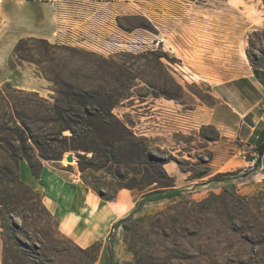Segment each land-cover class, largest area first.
I'll return each instance as SVG.
<instances>
[{
  "label": "rangeland",
  "instance_id": "rangeland-1",
  "mask_svg": "<svg viewBox=\"0 0 264 264\" xmlns=\"http://www.w3.org/2000/svg\"><path fill=\"white\" fill-rule=\"evenodd\" d=\"M1 2L0 92L3 97L15 98V112L21 113L25 99L22 93L35 92L52 102L53 90L63 88L60 83L55 86L50 81L54 78L53 72L58 74V79L75 87L93 91L102 88L113 93L110 102L117 103L113 114L133 122L137 136L146 138L153 149L159 148L162 153L158 155L171 158L164 169L177 179L176 203L157 200L173 195L174 191L147 199L130 192L132 199L128 206L115 208L118 213L126 214L107 229H95L93 237L98 239L92 244L97 243L99 250L95 264H264L261 157L238 141L208 145L207 139L217 140L215 131L206 127L197 132L188 126L186 117L198 99L212 103L207 93L210 84L240 75L246 67L252 66V62L264 67V28L246 31L244 22L245 15L252 16L253 21L259 19L258 10H264L262 0H124L125 13L118 18V26L125 32L123 42L116 45L109 41L97 48L67 46L59 50L46 48L36 41L37 38H20L19 0H9L7 4L14 14L12 22L6 20L5 1ZM187 5L208 8L205 13V43L208 44L204 46H184ZM231 5L235 7L229 9ZM21 39L27 41L22 47L26 61L14 55V48ZM197 47L204 48L202 52L206 55L209 50L214 51L211 59L201 61L197 54L184 57V48ZM206 68H215L219 73L215 77L207 76ZM186 75H192L195 82L185 81ZM10 108L0 103V116L5 115L2 125L11 129L14 124L9 119ZM6 135L13 133L0 131V138ZM68 154L73 156L71 163L65 159ZM234 155L231 162L223 163ZM42 164L49 173L59 175L73 186L86 187L96 198L98 196L84 184L83 178L92 183L101 177L100 183L105 189L112 182L110 177L91 170L82 175L73 153L64 154L61 161ZM206 168L212 176L187 181L192 173ZM24 170L34 177L24 162L13 172L5 153L0 150V199L7 195L33 198L27 191L30 187L24 179ZM220 174H224L223 181H212ZM30 190L40 197L38 192ZM100 202L104 204L105 201ZM176 204L179 206L168 209ZM34 214L33 218H40V227L48 225L54 230L37 206ZM146 215L154 216L150 223L153 229L148 222H140L132 234L118 226L132 217L125 226L133 229L137 225L135 220ZM30 216L29 211L19 207L13 222L19 227L23 226L21 219L26 220L25 228L32 243L38 229L32 225ZM157 220L162 224H157ZM1 227L0 221V264L7 239ZM83 232L73 235L80 240L81 248H86L89 237L82 235ZM18 238L28 242L21 232ZM130 250L135 251L136 257Z\"/></svg>",
  "mask_w": 264,
  "mask_h": 264
},
{
  "label": "trees",
  "instance_id": "trees-1",
  "mask_svg": "<svg viewBox=\"0 0 264 264\" xmlns=\"http://www.w3.org/2000/svg\"><path fill=\"white\" fill-rule=\"evenodd\" d=\"M262 3L264 5V0ZM36 41L52 50L67 48L65 45L49 44L43 39ZM26 42L21 39L14 48V55L22 61H26V57L22 56V47ZM44 53L49 57L47 51ZM246 55L251 59L248 53ZM50 61L53 62V57ZM252 67L259 66L252 62ZM52 75L54 78L50 81L55 86L60 83L63 87L53 90L52 102L39 97L35 92L22 93L25 99L21 113L15 112V98L3 97L0 92V103L11 107L9 119L11 118L14 124V128H7L6 124L2 125L5 115L0 116V131L13 133L12 136L0 138V150L5 153L7 164L13 172H17L20 162H24L32 175L38 177L43 162H58L64 154L73 153L82 175L91 170L111 178L112 182L106 189L101 186V177L92 183L83 178L84 184L102 201H114L118 191L124 189L135 192L142 199L174 191L173 195L157 200L167 199L176 203L179 192H176L174 179L164 169L171 158L158 155L157 153H162L159 148L153 149L146 138L137 136L133 122L121 120L113 114L117 103H111L110 100L114 94L107 93L102 88L93 91L75 87L58 79V74L52 72ZM64 132L69 134L64 135ZM255 151L261 157L264 142L256 147ZM178 165L181 167V163ZM208 175L209 170L206 168L200 173H192L189 180H201ZM222 177L224 174L217 175L212 181H223ZM27 191L33 198L19 199L7 195L0 199L1 228L7 238L3 244L2 264H95L99 257L97 243L81 248L61 235L57 223L42 204L38 194L28 187ZM36 206L44 212L54 230H50L48 225L40 227V218L32 217V214L35 215ZM177 206L179 204L168 209ZM19 207L31 213L29 219L34 228L38 229L32 243L25 228L26 220L21 219L23 226L19 227L13 222ZM152 218L154 216L146 215L136 219L137 225L133 229L125 226L132 217L121 221L118 226H121L125 233L132 231V234H135L140 222H148L149 228L153 229L154 225L150 224ZM156 223L162 224L159 220ZM19 232L24 234L28 242L18 238ZM130 251L136 257L135 251ZM110 255L111 253L109 257Z\"/></svg>",
  "mask_w": 264,
  "mask_h": 264
},
{
  "label": "crops",
  "instance_id": "crops-1",
  "mask_svg": "<svg viewBox=\"0 0 264 264\" xmlns=\"http://www.w3.org/2000/svg\"><path fill=\"white\" fill-rule=\"evenodd\" d=\"M1 1H5L3 3L6 20L14 21L12 7L7 6L9 0ZM19 2L17 18L20 23V38L43 39L52 45L91 48H97L109 41L118 45L125 40V32L118 26V18L125 13L124 0H19ZM233 7L235 6H228L229 9ZM206 9L208 8L200 5L185 7L187 18L184 27V46L208 44L205 43ZM258 14L257 21H253L252 16L245 15L246 31H255L254 27L264 28V10H258ZM202 51L204 48L201 47L184 48V57L197 54L201 61L211 59L214 51L209 50L208 55ZM205 73L207 76L215 77L219 71L215 68H206ZM207 93L212 103L198 99L186 117L188 126L197 132L200 128L206 127H211L215 131L217 140L208 141V145H217L220 141L227 143L238 141L248 150H255L264 142V67L248 66L234 78L210 84ZM164 107H167V104H164ZM234 157L236 156H230L223 163L231 162ZM261 167L264 170V151L261 156ZM23 176L27 185L40 194L41 202L57 223L59 233L79 247H82L79 244L80 240L74 239V233L80 234L83 230L82 235L89 237L85 247L91 245L98 239L93 237L96 234L95 229H107L121 219L126 212L118 213L116 206L124 204L128 206V201L132 199L130 191L123 189L118 191L114 201L103 204L86 187L73 186L72 183L62 180L59 175L49 173L43 164L38 177L32 178L27 170H24ZM210 176L212 174L203 179ZM173 178L176 183L177 179L174 176Z\"/></svg>",
  "mask_w": 264,
  "mask_h": 264
},
{
  "label": "built area",
  "instance_id": "built-area-1",
  "mask_svg": "<svg viewBox=\"0 0 264 264\" xmlns=\"http://www.w3.org/2000/svg\"><path fill=\"white\" fill-rule=\"evenodd\" d=\"M184 80L185 81H190V82H195V80H194V78H193V76L192 75H186V77H184Z\"/></svg>",
  "mask_w": 264,
  "mask_h": 264
},
{
  "label": "water",
  "instance_id": "water-1",
  "mask_svg": "<svg viewBox=\"0 0 264 264\" xmlns=\"http://www.w3.org/2000/svg\"><path fill=\"white\" fill-rule=\"evenodd\" d=\"M65 159L68 163L73 162V156L71 154H68Z\"/></svg>",
  "mask_w": 264,
  "mask_h": 264
}]
</instances>
